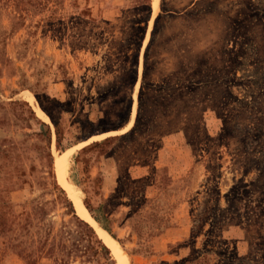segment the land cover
<instances>
[{"label":"rangeland","instance_id":"1","mask_svg":"<svg viewBox=\"0 0 264 264\" xmlns=\"http://www.w3.org/2000/svg\"><path fill=\"white\" fill-rule=\"evenodd\" d=\"M0 264H264V0H0Z\"/></svg>","mask_w":264,"mask_h":264},{"label":"bare ground","instance_id":"2","mask_svg":"<svg viewBox=\"0 0 264 264\" xmlns=\"http://www.w3.org/2000/svg\"><path fill=\"white\" fill-rule=\"evenodd\" d=\"M66 181H67V184L68 185H70V181L68 180V178L66 179ZM83 217L86 219V220H88V221H90L91 222V218L89 217V215L88 214H84L83 215ZM93 222V221H92ZM104 237H105V239L107 240V242H109V243H114V244H116L108 235H104ZM112 248H113V250L114 251H116V250H118V248H117V246H112Z\"/></svg>","mask_w":264,"mask_h":264}]
</instances>
